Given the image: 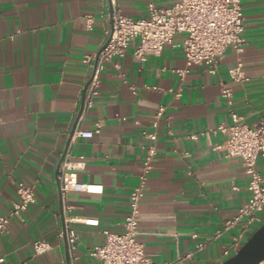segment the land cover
Wrapping results in <instances>:
<instances>
[{
    "label": "crops",
    "instance_id": "crops-1",
    "mask_svg": "<svg viewBox=\"0 0 264 264\" xmlns=\"http://www.w3.org/2000/svg\"><path fill=\"white\" fill-rule=\"evenodd\" d=\"M109 1L0 0V215L18 201L17 183L30 186L35 197L23 221L12 218L0 236V254L7 264H96L89 253L105 243L104 232H123L150 144L143 132H155L156 155L137 216L145 255L159 264H219L242 231H222L223 224L250 193L242 160L214 150L227 138L217 128L230 126L232 113L250 127L264 115V0H241L245 50L228 49L215 74L194 67L177 75L185 68L183 34L145 61L133 57L134 40L124 58L105 65L95 104L83 112L90 74L83 59L97 54L106 38ZM177 1L154 3L167 8ZM115 2L127 17L147 15L146 0ZM87 16L94 19L91 29ZM237 68L245 79L234 82L230 71ZM222 87L233 94L231 106L221 98ZM96 129L91 139L74 136ZM66 157L82 158L78 181L102 192L62 195L57 171ZM257 169L264 185V156ZM257 217L243 244L264 223V210ZM66 226L77 235L73 254ZM37 241L51 250L35 255Z\"/></svg>",
    "mask_w": 264,
    "mask_h": 264
},
{
    "label": "built area",
    "instance_id": "built-area-1",
    "mask_svg": "<svg viewBox=\"0 0 264 264\" xmlns=\"http://www.w3.org/2000/svg\"><path fill=\"white\" fill-rule=\"evenodd\" d=\"M111 26L105 32L106 38L95 55H87L83 63L90 70L88 86L83 101V112L92 108L99 94L100 75L105 65L113 59L125 57L129 44L138 40V45L133 51V57L139 61H145L148 57H158L167 45L174 44V37L185 35L179 45L184 53L185 68L175 71L181 78L189 74L194 67H204L209 74H215L217 66L228 49L236 54H242L245 50L246 39L244 37V22L241 9V0H179L167 8H158L154 0H146L147 15L141 19H132L121 14L115 0H110ZM94 23L92 16L86 17V25L91 29ZM234 82L244 80L240 69L230 71ZM262 98L264 101V75L262 77ZM221 98L228 106L232 105L233 94L228 87H222ZM164 109L160 108L155 119H158ZM232 124L221 125L218 131L226 135V141L222 145L214 147L215 151H221L225 158H240L245 174L248 177L246 189L250 193L249 200L238 210L237 214L223 224L222 231H228L236 227L242 229L241 233L233 240L230 247L224 251L225 259L237 253L243 245V236L254 223L260 222L257 214L264 210V185L263 176L257 169V160L264 156V115L255 127H250L243 117L232 113ZM153 127H157V120ZM99 129L95 131L77 130L74 136L77 138L91 139ZM143 135L150 144L146 147L142 160L141 172L138 177V185L133 189L129 200V214L123 223V232L120 234L104 232L105 243L92 249L89 257L96 264H159L150 260L144 251V245L138 240L139 202L143 197L147 177L152 169V160L156 155L155 132ZM196 139V136H190ZM84 169L82 158L72 160L64 158L57 171V179L62 195L68 192L99 194L102 188L99 186L80 183L77 179L79 171ZM18 201L13 204L9 212L0 215V236L3 235L12 218L23 221V213L29 205L35 202L33 190L24 183H17ZM69 210L68 207H65ZM67 224L74 223V219L68 218ZM93 225L91 221H85ZM222 232H218L219 236ZM63 236L66 239L70 254L76 249L77 235L75 231L66 226ZM35 255H42L51 250V245L46 241H37L32 245ZM0 264H7L0 254Z\"/></svg>",
    "mask_w": 264,
    "mask_h": 264
},
{
    "label": "water",
    "instance_id": "water-1",
    "mask_svg": "<svg viewBox=\"0 0 264 264\" xmlns=\"http://www.w3.org/2000/svg\"><path fill=\"white\" fill-rule=\"evenodd\" d=\"M83 92V101L85 91ZM264 262V223L240 247L236 254L219 264H261Z\"/></svg>",
    "mask_w": 264,
    "mask_h": 264
}]
</instances>
